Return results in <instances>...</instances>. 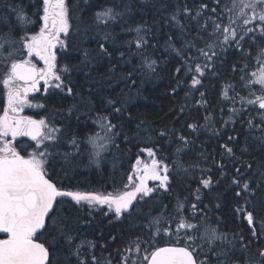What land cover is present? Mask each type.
Segmentation results:
<instances>
[{
    "label": "snow or ice",
    "instance_id": "6c2138e0",
    "mask_svg": "<svg viewBox=\"0 0 264 264\" xmlns=\"http://www.w3.org/2000/svg\"><path fill=\"white\" fill-rule=\"evenodd\" d=\"M0 3L10 7L15 15L14 23L7 16L0 17V24L8 26L7 31H0V85L5 95L0 113V234L6 236L0 238V264H112L110 256L96 255L98 244L86 235L92 223L91 210L106 205L108 212L120 220L125 214L131 217L138 213L140 201L149 203L145 198H150L160 211L155 216L147 214L142 226V231H147L129 241L122 251L118 250L119 264H264V0H228L225 6L222 0H212V7L207 0H200L198 6L177 4L161 16L165 24L179 32V47L171 34L163 47L180 60L174 74L179 77L183 72L187 78V106L196 112L203 108L208 113L203 117L204 124L190 117L193 122H186L182 128L198 133L213 125L207 91L201 89L205 78L218 77L217 63H223L221 56L234 49L241 59V63L232 66V71L240 74V90L232 81L221 85L220 99L231 105L228 120L221 123H246L251 139V144L240 149L241 156H250L249 161H243L236 156L237 137L228 136L221 148L232 159L234 174L228 176L224 165H218L221 174L217 180L210 175L202 177L199 187L189 189L188 196L183 199L177 196L171 211L156 194L172 190L173 172L182 171L188 176L189 169L183 167L180 157L187 154L194 141L180 129H162L157 133L160 139L168 138L169 147L175 145L171 165L169 157L163 154L165 147L153 142L151 147L140 149L150 163L137 156L132 167L135 179L133 174L128 175L125 190L104 194L66 188L53 162L57 156L63 160L65 175L78 166L81 155L87 156L89 165L100 168L111 148H118V136L123 134V139L129 140L124 126L110 118L123 116L126 101L107 98L111 112H100L92 121L99 131L87 135L83 141L73 134L66 141L73 149L71 152L58 151L64 137L54 122L22 115L25 107H45L29 99L31 93L40 90L41 81L45 93L52 89L73 97L77 93L71 73L84 71L106 57L111 61L114 52H118L119 59L109 65L111 78L135 85L137 74L148 77L156 74L161 63L156 55L161 47L156 31L147 19L133 22L132 15L135 11L164 9L163 0H107L87 20L81 14L95 7L94 0L75 3L40 0L32 14L23 4H8L5 0ZM113 25L120 26V33H132L133 39L119 41L120 33L115 32ZM90 34H94L93 39L99 37L96 49L84 46L83 40ZM106 45H111L112 50ZM251 46L257 50L255 57ZM69 50L81 54L79 64L59 66L58 56L67 55ZM33 58L41 61L43 67H38ZM133 58L139 63L133 64ZM249 59L253 60L251 67L244 62ZM121 63L130 65L129 69L119 71L117 65ZM181 83L176 80L177 87ZM176 90L172 89L174 93ZM241 91L247 95H241ZM74 110L79 112L75 105L66 111L70 116ZM184 111L185 106H181L180 112ZM220 111L223 113L224 109ZM136 129L137 138L150 139L151 129L142 130V123ZM211 130L213 135H220L214 126ZM19 137H28L33 143L20 142ZM256 145L260 159L250 152ZM201 155L205 160L209 158ZM207 171L210 169H201ZM225 178L233 191V212L246 222L248 236L242 232L229 234L210 224L207 206L201 207L203 190ZM149 181L157 183L149 186ZM162 236L169 241L172 237L176 239L167 246H159L157 239ZM99 247L103 249V245Z\"/></svg>",
    "mask_w": 264,
    "mask_h": 264
},
{
    "label": "trees",
    "instance_id": "16d2710c",
    "mask_svg": "<svg viewBox=\"0 0 264 264\" xmlns=\"http://www.w3.org/2000/svg\"><path fill=\"white\" fill-rule=\"evenodd\" d=\"M70 3H75L76 0H69ZM82 2V0H81ZM107 0H94L95 7L90 10H85L81 15L87 20L96 7L106 3ZM165 8L161 10H152L139 12L135 11L132 15V21H138L141 18L147 19L151 24L154 31H156L157 38L161 47L159 48L157 57L160 58L161 63L158 67L157 73L148 77L144 74H137L135 76L136 83L131 85L125 83L123 80L111 78L109 73L110 63L115 64L119 59L118 52H114V58L109 61L106 57L100 60L99 63L85 69L84 71H74L71 73V78L75 85L76 95L67 97L59 93L58 90L49 89L48 93L44 92V87L39 91L31 94L33 104H44V108L33 107L27 109L24 113L33 116L37 119L44 118L48 121L54 122L57 127L62 129V139L58 151L63 153L65 151H73L71 146L67 144V139L73 134L79 137L82 141L87 135L99 131L93 124L95 116L103 112L109 114L111 109L107 106V98H113L126 101L124 104V114L121 117L111 116L113 122H119L124 126V134L129 136V140L123 139V134L116 138L117 147H112L110 153L107 155V160L102 163L100 168L95 165H89L87 156L81 155L78 157L79 164L74 169H69L67 175L62 170L63 160L57 156L53 162L55 172L62 177L63 185L78 189L86 192H100L111 193L116 190L123 191L124 185L128 183L127 177L132 173V167L135 164L137 156L144 161L150 163V158L146 153L140 151L141 148L151 147L155 142L165 147L164 155L169 157V164L175 157L172 153L175 151V145L168 146V138L160 139L157 133L162 129H180L185 135L189 136L190 140L194 141L189 145V151L186 155L180 157V161L184 168L189 169L188 176L180 172H173L172 174V190L168 193L161 191L156 194V197L162 199L163 203L169 206V211L175 206L176 198L179 196L183 199L189 195V189L195 190L199 187V181L205 175L212 176L213 180H217L221 174L220 164L224 165V172L230 176L234 174L233 161L230 159L221 145L227 143L228 136L237 137L235 141L236 156L240 157L243 161H249L250 156L245 154L241 156L240 149L246 144H251L250 134L247 130V124L237 121L235 125H224L222 120H228V108L231 107L227 101L220 99L221 85L226 81L237 83L239 88V72H233L232 66L241 63L240 55L234 50L229 49L221 56L223 63H217L218 77L208 76L204 80V88L201 91H207V96L210 101L209 112L213 117V125L209 129H201L198 133H191L190 130L182 128V125L192 123L195 117L199 119L201 124L205 121L203 117L208 115L203 108L198 112L193 111L192 107H188L189 99L186 98L185 92L187 91V78L181 72L179 77L174 74L175 67L180 66V60L176 57L175 53L165 52L164 43L168 34H171L176 42V46H180L177 36L178 30L170 25L165 24L161 20L162 15H167V12L172 11L177 4L183 6L187 3L189 6H198L200 0H163ZM210 7L214 6L212 0H207ZM8 4H23L29 14L36 11L39 6L40 0H5ZM228 4V0H222V6ZM7 16L13 23L15 22V15L11 12L10 7H4L0 3V17ZM76 21H73L75 25ZM134 26V23H133ZM115 32L120 33V26H112ZM8 26L0 24V31H7ZM195 30L193 29V32ZM90 34L83 40L84 46L89 49H96V39H93ZM133 39L132 33H120L118 40L125 41ZM112 50L111 45H106ZM252 56L256 55L255 46H251ZM81 59V54L75 50H69L67 55L58 56V65H77ZM253 65V60L249 59L244 61ZM139 61L133 58V64ZM39 64V62L37 63ZM42 65V64H40ZM119 71H126L130 65L121 63L117 65ZM2 76V73H0ZM91 79V80H90ZM182 81L177 87L176 80ZM258 87V86H257ZM176 88V92L172 91ZM232 93H230L231 95ZM241 95H247L246 91H241ZM5 103V95L2 85H0V113ZM75 105L79 108V112L73 111L72 115L67 114V109ZM119 106V104H118ZM185 106V111L180 112V107ZM239 107V104L236 105ZM223 108L224 112L221 113L220 109ZM91 109V111H89ZM103 109V110H102ZM57 116V117H56ZM79 116V119H77ZM129 116L131 118H129ZM142 123V130L144 128L151 129L149 138H137L136 126ZM219 130L220 135L215 136L211 128ZM18 141L31 144L29 138H21ZM229 146H233L230 144ZM85 147L82 144V149ZM31 151V149H29ZM250 152L256 159H260L261 153L259 146L250 148ZM208 156L205 160L201 154ZM159 156V153H158ZM215 162V163H214ZM115 165V166H114ZM190 165H197V167H189ZM236 164V167H240ZM256 165L253 164V167ZM201 169H210L207 172H201ZM154 184H149L153 186ZM130 190V189H128ZM203 204L201 207L207 206L208 222L217 225L220 230L228 232H242L246 236L250 235L246 222L242 221L239 216L235 215L233 208L235 201L233 191L229 189V181L227 178L221 179L219 184H214L211 189L203 190ZM191 199V197H190ZM149 203L140 201L138 206V213L134 212L131 217L127 214L120 220H116L112 212H108L106 206H97L92 209L91 225L86 229V235L89 239L97 242L96 255L102 258L111 257L112 264H119L118 250L122 251L129 241L134 240L138 235H142V226L145 223L144 217L151 213L155 216L159 213V207L150 198H145ZM220 207L217 208L216 205ZM108 212V215H104ZM188 213H186L187 215ZM199 217H197L198 219ZM115 237L113 240L112 238ZM0 238H4L0 234ZM175 237L171 241L167 236H162L157 239L159 246L167 245L175 242ZM103 245V249L99 246ZM254 251V249H253Z\"/></svg>",
    "mask_w": 264,
    "mask_h": 264
},
{
    "label": "rangeland",
    "instance_id": "374dc122",
    "mask_svg": "<svg viewBox=\"0 0 264 264\" xmlns=\"http://www.w3.org/2000/svg\"><path fill=\"white\" fill-rule=\"evenodd\" d=\"M33 60H34V62L37 64L38 62H39V64H37V66L38 67H43V65H40V64H42V62L41 61H39L37 58H33ZM31 94H34V93H31ZM31 94L29 95V99L31 100ZM32 109H33V107H31ZM27 109H30L29 107H25V109H24V111L23 112H25ZM28 115V114H27ZM30 116V115H29ZM33 117V116H32ZM34 119H37V118H35V117H33ZM37 120H39V119H37ZM21 138H25V137H21ZM26 138H28V137H26ZM134 179H135V174H134ZM138 182V181H137ZM107 194V193H106ZM106 206V205H105ZM107 207V206H106Z\"/></svg>",
    "mask_w": 264,
    "mask_h": 264
},
{
    "label": "water",
    "instance_id": "95a60500",
    "mask_svg": "<svg viewBox=\"0 0 264 264\" xmlns=\"http://www.w3.org/2000/svg\"><path fill=\"white\" fill-rule=\"evenodd\" d=\"M42 86H44L43 81H41L39 88H41ZM25 116H29V115H25ZM4 238H6L5 234H1ZM168 245V244H167ZM167 245H162V246H167Z\"/></svg>",
    "mask_w": 264,
    "mask_h": 264
},
{
    "label": "flooded vegetation",
    "instance_id": "af4514ba",
    "mask_svg": "<svg viewBox=\"0 0 264 264\" xmlns=\"http://www.w3.org/2000/svg\"><path fill=\"white\" fill-rule=\"evenodd\" d=\"M42 65H43V63H42ZM42 87H44V86H42ZM42 87H41V88H42ZM22 115H26V113L23 112ZM19 139H21V137H19L18 140H19ZM148 183H149V184H156L157 182H155V181H149Z\"/></svg>",
    "mask_w": 264,
    "mask_h": 264
},
{
    "label": "bare ground",
    "instance_id": "6f19581e",
    "mask_svg": "<svg viewBox=\"0 0 264 264\" xmlns=\"http://www.w3.org/2000/svg\"><path fill=\"white\" fill-rule=\"evenodd\" d=\"M178 37V36H177ZM158 53V52H157ZM91 80V79H90ZM103 110V109H102ZM57 117V116H56ZM116 123V122H115ZM102 166V165H101Z\"/></svg>",
    "mask_w": 264,
    "mask_h": 264
}]
</instances>
